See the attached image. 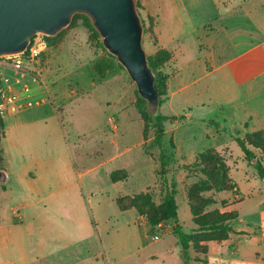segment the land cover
<instances>
[{"label":"rangeland","instance_id":"374dc122","mask_svg":"<svg viewBox=\"0 0 264 264\" xmlns=\"http://www.w3.org/2000/svg\"><path fill=\"white\" fill-rule=\"evenodd\" d=\"M136 3L144 25V49L147 56L154 59L162 49L154 32L156 18L149 13L150 0H136ZM50 43L51 47L40 59L42 86L78 87L77 81L90 85L93 74L90 78L85 77L86 68H80L81 62L87 60L90 63H107L112 69L108 75L115 82L123 83L128 103L125 112H113L112 106L106 104L103 86L97 85L94 94L84 98L74 118L64 119L63 125L70 137L73 136L72 131L90 134L102 130L107 133L113 142L109 153L112 157L117 152L126 154L128 169L111 173L115 188L100 174L101 170L95 169L94 174L85 175L78 181L82 197L79 193L66 195L61 192L45 202V185L40 169H12L9 181L0 184V264H62L56 255L45 260L36 258L35 243H93L96 247L98 243L105 247L107 243H140L138 230L152 243H172L171 238L154 242L157 240L153 237L163 238L172 231L174 221L152 227L149 219L150 213L161 204L166 188L161 184L160 149L153 145L154 130L146 100L118 59L104 47L101 36L87 16L78 15L60 34L51 37ZM188 55L196 54L190 51ZM94 57L96 60H92ZM203 61L197 70H211V62ZM93 66L90 64L89 67ZM176 69L172 53L169 64L156 67L157 72L168 76L167 86ZM7 75L10 77L13 73L7 71ZM209 88L168 87V96L162 98L164 100L159 107L160 114L172 117L164 124V148L171 158L168 184L172 183V178L175 179L178 221L185 232L193 235V245L199 248L192 246L191 251L197 254L199 262V257L205 254L203 245L230 238L231 233L221 239L225 232L210 230V225L221 223L232 228L236 225L239 189L244 192L246 182L261 188L264 183L254 166L245 160L237 142V139H242L247 143H257L254 135L262 131H252L259 127L262 119H248L242 110L244 107L247 111V105L237 102L238 93L234 87ZM263 106L264 95L249 108ZM110 119L116 120L117 130L110 125ZM121 129L126 134L119 139L116 135ZM141 130L146 141L143 146L138 145ZM4 137L5 130L0 132L1 147ZM261 139L264 141V136L261 135ZM248 147L264 164V146L262 149L254 145ZM106 156L107 150L100 151L99 146L91 142L86 148L76 151V169L82 173L85 167L102 161ZM0 164H4L3 151L0 152ZM144 165L147 166V177L140 173ZM50 178V190L57 189L58 183L63 184L62 179L57 181L55 173ZM108 184V187H103ZM91 186L101 187L95 189L96 196L92 197ZM260 200L263 196L246 200L242 212L251 213ZM98 209L103 211L97 212ZM217 235L221 236L218 240ZM9 239L12 243L8 249L5 242ZM109 264L115 263L110 261Z\"/></svg>","mask_w":264,"mask_h":264},{"label":"crops","instance_id":"0c3cea01","mask_svg":"<svg viewBox=\"0 0 264 264\" xmlns=\"http://www.w3.org/2000/svg\"><path fill=\"white\" fill-rule=\"evenodd\" d=\"M149 13L156 18L154 32L158 46L172 53L177 65L168 87H206V90L209 87H234L238 93L237 102L247 105V111L244 107L242 110L248 119H262L252 132L264 131V106L249 108L264 95V0H150ZM190 51L196 55H188ZM203 60L211 62V70H197L198 64H204ZM90 62L80 64V68L87 70L83 74L85 77L90 78L93 74L90 85L77 81L78 87H47L16 74L11 75L7 83L2 79L8 89L38 102L33 108L3 118L2 167L9 179L12 169H40L45 185L44 202L61 192L66 195L79 193L82 197L78 181L85 175L94 174L95 169L101 170L100 174L112 185L111 173L128 169L126 154L117 152L112 157L109 153L113 142L104 131L90 134L72 131L70 137L64 128V119L74 118L84 98L94 94L97 85L103 86L106 104L112 106L113 112L123 113L128 107L123 83L115 82L108 75L109 69L102 73L98 71L96 65L100 61ZM90 64L94 65L93 68L89 67ZM212 78L214 82L210 81ZM69 123L73 125L71 121ZM125 134L121 129L116 136L120 139ZM139 134L138 145L143 146L146 142L143 131ZM91 142L96 143L100 151L107 150V156L80 173L76 169V151ZM141 169V175L147 177V166ZM54 173L57 181L62 179L63 184L58 183L57 189L50 190V176ZM244 185V192L239 189L238 218L236 225H232L234 232L226 241L206 243L208 252L199 257L201 262L197 260V254L190 251L192 264H264V183L262 188L253 183ZM100 188L90 187L92 197L96 196L95 189ZM259 195L263 200L255 204L251 213L242 212L245 201ZM100 211L103 210L97 212ZM138 232L140 243H107L106 247L102 243L97 247L93 243H35L34 256L45 260L56 255L62 264H109L110 261L115 264H183L181 247L172 231L154 241L167 237L172 243H152L145 234ZM5 243L9 249L12 241L9 239Z\"/></svg>","mask_w":264,"mask_h":264},{"label":"water","instance_id":"95a60500","mask_svg":"<svg viewBox=\"0 0 264 264\" xmlns=\"http://www.w3.org/2000/svg\"><path fill=\"white\" fill-rule=\"evenodd\" d=\"M75 15L87 16L148 103L159 110L155 76L144 49V25L136 0H0V57L25 52L36 34L56 37ZM9 176L0 169V184Z\"/></svg>","mask_w":264,"mask_h":264},{"label":"trees","instance_id":"16d2710c","mask_svg":"<svg viewBox=\"0 0 264 264\" xmlns=\"http://www.w3.org/2000/svg\"><path fill=\"white\" fill-rule=\"evenodd\" d=\"M78 15H75L74 19ZM51 37L48 38V41L50 43ZM51 46V43H50ZM148 62L150 65V68L152 69L154 76H155V89L157 90L159 94V107L162 104L163 100L166 99L168 96V86H167V80L168 76L164 75L162 72H157L156 67L157 66H165L166 64H169L171 62V53L165 49H160L157 52V55L154 59H151L148 57ZM96 69L98 71L105 72L106 70H112L111 67L107 63H98L96 65ZM164 97V99H162ZM147 110L150 114V120L152 124V129L154 130V139H153V145L160 149V178H161V184L165 185L166 193L162 199V202L159 206H157L151 213H150V224L152 227H156L160 224H167L169 221H174V227L172 229L173 234L176 236L178 243L181 247V259L183 264H192V257H191V248L193 245V235L190 233L185 232L183 226L178 221V205L176 201V195H177V185L175 182V179L172 178V183L168 184L167 174L169 170V165L171 163V158L166 153V150L164 148V142H165V126L164 124L172 119V117L164 116L159 113V110L155 116H153L148 107L147 103ZM0 132L4 133V125L3 120L0 117ZM261 135L264 136V132H258L255 133L254 138L257 141V143L253 142H245L242 139H237V142L244 154L245 160L251 163L256 171L258 172V176L263 180L264 182V164L262 160L258 159L255 152L252 151L248 145L252 146L254 145L255 148L259 149L261 146H264V141L261 139ZM261 145V146H260ZM262 149V148H261ZM2 151L0 146V152ZM0 169H5L0 164ZM210 230L219 231L223 230L225 234L223 235V238L219 235H217L216 240L218 238L225 239L226 236L229 233H232L234 229L230 225H222L220 224H212L210 225ZM195 247V246H194ZM196 249L199 247L196 246ZM204 253L208 252V246L203 245L202 246Z\"/></svg>","mask_w":264,"mask_h":264},{"label":"built area","instance_id":"2783aa9c","mask_svg":"<svg viewBox=\"0 0 264 264\" xmlns=\"http://www.w3.org/2000/svg\"><path fill=\"white\" fill-rule=\"evenodd\" d=\"M48 36L36 34L27 50L21 54L0 57V117L4 118L22 110L33 108L38 102L25 99L21 92L12 91L5 86L2 79L7 83L9 76L7 71L17 76H26L31 81L41 84L44 82L42 69L40 68L41 57L49 50ZM110 125L117 130V122L110 119ZM158 240V236L153 237Z\"/></svg>","mask_w":264,"mask_h":264}]
</instances>
